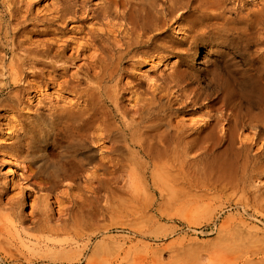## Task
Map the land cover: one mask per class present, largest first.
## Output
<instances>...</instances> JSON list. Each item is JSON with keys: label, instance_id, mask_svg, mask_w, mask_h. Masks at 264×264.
Here are the masks:
<instances>
[{"label": "rangeland", "instance_id": "obj_1", "mask_svg": "<svg viewBox=\"0 0 264 264\" xmlns=\"http://www.w3.org/2000/svg\"><path fill=\"white\" fill-rule=\"evenodd\" d=\"M100 2L0 0V264H104L102 256L90 257L92 247L104 238L127 240V247L169 245L162 264L183 263L180 256L210 263L212 253L222 263L223 255L233 251L229 247L244 248L254 264H264V170L253 175L249 167L245 186L208 185L169 156L140 151L121 119L136 117L145 104L128 82L139 80L138 93L152 89L157 96H167L161 88L180 55L169 56L150 45L119 62L127 24L107 15ZM262 3L224 4L250 12ZM187 15H168L160 37L179 41L185 36L180 29L189 27ZM250 20L253 25L258 22L255 38L264 47V12L259 21ZM177 45L187 48L189 42ZM213 67L210 63L198 72L193 84L204 87ZM106 88L117 97L120 112L107 99ZM92 93L99 101L98 114L86 133L87 148H79L57 114L82 109ZM195 109L180 111L175 122L189 125L205 111L198 109L194 116ZM8 129L22 136L20 145L12 138L16 133L4 140ZM249 133L250 129L240 139ZM85 152L93 160L85 159ZM3 158L18 160L14 169L19 188L7 187ZM71 163L81 164L82 170L65 178L62 168ZM155 163L162 176L185 171L180 174L186 179L169 187L167 196L179 200L163 203L166 213L159 209V190L153 183ZM100 164L106 165L105 173ZM260 164L264 168V155ZM41 191L51 199V210L41 202ZM18 192L30 196L29 205L20 203ZM133 230L161 238L136 236L128 241Z\"/></svg>", "mask_w": 264, "mask_h": 264}, {"label": "bare ground", "instance_id": "obj_2", "mask_svg": "<svg viewBox=\"0 0 264 264\" xmlns=\"http://www.w3.org/2000/svg\"><path fill=\"white\" fill-rule=\"evenodd\" d=\"M225 1L101 0L99 5L107 15L127 24L126 44H120L122 49L118 55L119 62L126 54L134 51L130 56L133 58L140 47L150 45L162 49L169 56L180 55L172 63L164 87L161 88L167 92V96H157L152 89L138 93L141 88L139 80L128 82L133 84L132 93L143 96L145 103L141 111L136 113L137 116L129 121L120 113L125 127L129 130L130 139L136 142L144 154L169 156L180 169L187 170L197 180L208 185L245 186L248 183L249 167L252 168L253 175L264 170L260 164L264 155V47L259 46L255 38L254 30L258 22L253 25L250 20L253 17L257 21L261 19L264 3L253 11L248 12L247 8L243 12L242 8H225ZM186 11L189 27L179 31L185 36L173 42L168 37H160L164 19L176 12ZM253 13H256L255 16ZM118 25L121 26L122 23L118 22ZM113 39L117 40L116 36ZM186 42H189L187 48L181 49L177 45ZM119 62L116 71L119 69ZM210 63H214V67L205 79V86L194 85L192 78L197 77L198 72L206 71ZM182 65H187L189 69L182 68ZM110 77H113L112 73L109 79ZM106 97L120 112L117 97L110 88H106ZM98 103L96 95L92 93L82 109H63L57 114L70 132L71 140L79 148H87L86 133L92 121L97 118ZM192 108H196L193 111L194 116L198 109L205 111L201 110L203 113L198 118L192 117L189 125L184 120L175 122L180 111L188 112ZM248 129L251 133L240 139ZM15 133L16 136L12 137L16 141L14 143L20 145L22 136ZM15 133L11 129L6 130L7 137L4 140L7 141ZM83 156L89 161L93 160L86 152ZM3 159L7 163V187L10 190L19 188L14 169L18 160L14 158L17 160L14 163L11 159ZM100 165L105 173L106 165ZM154 168L152 175L156 190H159V209L166 213L162 204L166 201L172 202L174 197L167 196L169 187L183 182L186 176L180 173L185 171L180 170L175 175L168 171V174L162 176L158 174L161 168L156 163ZM30 170L33 171L32 167ZM81 170L82 165L79 163H71L67 169L62 168L65 178H71ZM16 195L21 197L20 203L23 206L29 205L30 196L28 198L21 192ZM177 200V197L173 199L175 202ZM50 201L41 191V202L48 210L53 206ZM118 224L123 228V224ZM133 234L134 236L128 237V241L136 236L155 240L161 238L156 234L150 236L142 230H133ZM126 242L127 240L122 242L104 238L92 247L90 257L102 256L104 264H162L163 253L170 249L169 245L153 248H141L138 245L127 247ZM228 250L233 251L223 255L222 263H217V257L212 253L209 257L210 263L180 256L183 263L179 264H254L249 259L248 250L241 247H229ZM59 256L66 257L65 253ZM75 258L80 260L78 256Z\"/></svg>", "mask_w": 264, "mask_h": 264}]
</instances>
